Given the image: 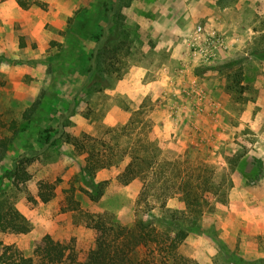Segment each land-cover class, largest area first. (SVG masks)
Returning <instances> with one entry per match:
<instances>
[{
  "label": "rangeland",
  "instance_id": "374dc122",
  "mask_svg": "<svg viewBox=\"0 0 264 264\" xmlns=\"http://www.w3.org/2000/svg\"><path fill=\"white\" fill-rule=\"evenodd\" d=\"M104 2L111 0H0V140L14 139L0 177L25 144L41 148L43 131L78 94L89 37L99 31L89 19H100ZM121 2L131 44L120 52L108 88L77 95L66 126L73 136L104 141L105 155L119 163L97 173L103 196L96 203L80 177L84 157L65 143L29 168L31 181L13 186L3 178L0 205L23 216L31 231L0 232V256L13 249L34 257L49 235L82 259L95 243L92 217L107 213L133 224L143 183L124 186L117 178L129 161L126 151L152 143L168 159L199 160L233 181L227 202L204 214L178 255L190 264H264V0ZM199 26L204 33L197 39ZM213 32L224 37V48L207 41ZM40 179L56 187L50 203L38 198ZM147 200L139 215L159 220L160 209ZM167 208L185 209L179 194ZM150 251L141 253L153 258ZM155 256L152 264L169 260Z\"/></svg>",
  "mask_w": 264,
  "mask_h": 264
},
{
  "label": "trees",
  "instance_id": "16d2710c",
  "mask_svg": "<svg viewBox=\"0 0 264 264\" xmlns=\"http://www.w3.org/2000/svg\"><path fill=\"white\" fill-rule=\"evenodd\" d=\"M121 4V0H111L109 4L104 2L101 6L100 19L87 18L91 24H97L99 31L90 34L91 53L87 57L86 70L79 75L83 78V82L78 94L89 87L108 88L114 66L120 63V52L131 44L129 34L125 31V18L121 13ZM236 86H240V81L236 83ZM77 95L72 98L66 112L60 114L57 124L48 126L43 131V135L37 142L41 148H36L34 144H25L23 150L13 158L11 167L0 177V191L4 186L3 178L11 182L13 186L31 181L33 175L29 172V168L37 163L46 151L60 143H65L70 145L78 156L84 157L80 165V177L89 189L85 191L90 201L96 203L102 198L103 188L96 181V175L99 171L112 167L115 163L118 164L119 161L113 160V154L105 155L106 153L101 149L105 146L104 141L96 140L89 135L73 136L67 133V121L75 113ZM47 96V92H44L24 114V118L29 119L30 114L36 111ZM15 135L22 137L18 132ZM13 140L12 138L0 140V167ZM139 146L126 151L125 156L129 158V161L117 178L118 182L124 186L136 180L143 183L141 197L145 199L137 203L139 208L133 224L125 225L107 213L92 217L91 224L88 226L95 232V243L82 259H79L68 245L46 235L38 244L34 257H25L18 250L7 249L13 253L4 251L0 256L1 263L152 264L156 259L155 255H158L169 258V260L164 259V264L170 262L190 264V260L179 256L177 250L192 229L198 227L199 221L207 211L218 203L227 202L229 192L233 188L232 178L229 173L218 172L213 166L199 160L188 164L187 161L179 158L168 159L163 156L161 148L152 143ZM141 148L143 150H140ZM174 194H179L185 205L182 212L167 208V201ZM55 196V185L40 179L38 182L40 201L47 204ZM148 197L154 199L156 207L161 211L162 217L159 220L155 217L146 218L139 215L144 207H150ZM156 221L162 224L158 226ZM8 231L27 234L31 231V225L13 208L6 210L0 205V232ZM142 249H151L150 252L154 257L148 258L146 254L141 253Z\"/></svg>",
  "mask_w": 264,
  "mask_h": 264
},
{
  "label": "built area",
  "instance_id": "2783aa9c",
  "mask_svg": "<svg viewBox=\"0 0 264 264\" xmlns=\"http://www.w3.org/2000/svg\"><path fill=\"white\" fill-rule=\"evenodd\" d=\"M204 33L203 28L201 26H199L196 30V34H197V39L201 38V35ZM207 41L210 43V45L215 46V47H220V48H224L225 45V39L223 36L219 35L216 32H213L209 38L207 39ZM202 51H206V48Z\"/></svg>",
  "mask_w": 264,
  "mask_h": 264
}]
</instances>
